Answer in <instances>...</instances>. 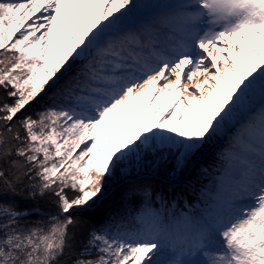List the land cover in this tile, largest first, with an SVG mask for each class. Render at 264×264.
Returning <instances> with one entry per match:
<instances>
[{
  "label": "snow or ice",
  "instance_id": "1",
  "mask_svg": "<svg viewBox=\"0 0 264 264\" xmlns=\"http://www.w3.org/2000/svg\"><path fill=\"white\" fill-rule=\"evenodd\" d=\"M0 94V264H264V0H0ZM222 135L202 207L82 219Z\"/></svg>",
  "mask_w": 264,
  "mask_h": 264
},
{
  "label": "rangeland",
  "instance_id": "2",
  "mask_svg": "<svg viewBox=\"0 0 264 264\" xmlns=\"http://www.w3.org/2000/svg\"><path fill=\"white\" fill-rule=\"evenodd\" d=\"M49 95L51 96V93ZM35 107H39V105ZM29 111L31 112L32 109H30ZM141 114V111H137V120L140 118ZM229 139L230 136L222 135L216 141L211 142L203 150V152L197 155L192 163L187 166L182 175L175 172L174 161H172L171 159H169L167 163L158 167V165H160V161L159 158L155 156V153L147 154L146 158L143 161H137L133 163L125 162L121 166V168L114 173V178L110 180L106 185L107 191L105 192L103 199L98 204H101L105 200L111 202V200L122 193H129V195L123 194L125 195V198L127 197V199H129L134 194H130V188H132L133 186L137 188L135 192H143L140 190V186H145V190L150 193L151 183H153V179L157 178L159 180H162L163 182L165 181L172 187H184L187 184H191L189 182L192 180H194L195 183H198L199 181L203 182L204 189L199 192V201H201V204L196 202L191 205L190 203H187V200H184L183 203L185 206L191 205L202 207L203 205L201 194L203 192H206L208 188L213 184L214 178L221 174L223 165L221 153L226 149L229 143ZM100 143L101 146L107 147L104 144L103 140H101ZM165 156H167V153H165ZM203 171L205 174H201L203 173ZM161 172L166 174L162 175L163 177H166V179L162 178L160 174ZM170 203L180 204L179 201L174 200H172ZM141 210L142 209H139L138 213Z\"/></svg>",
  "mask_w": 264,
  "mask_h": 264
},
{
  "label": "trees",
  "instance_id": "3",
  "mask_svg": "<svg viewBox=\"0 0 264 264\" xmlns=\"http://www.w3.org/2000/svg\"><path fill=\"white\" fill-rule=\"evenodd\" d=\"M160 174L161 176L166 175L163 172ZM201 174H205L204 171ZM162 178L166 179V177L163 176ZM153 180L154 181L151 183V191L149 196L146 197L144 192L138 191L133 194L131 191L130 194H133V196L127 199V197L125 198V195H129V193L119 194L113 200H111V202L105 200L101 204L95 206V208L83 216L82 219L87 223L88 226H93L99 225L111 219L112 217L110 216V213L117 211L122 215L130 217L138 213L139 209H143L146 203H148L150 200L155 201V203L152 204L153 208H159L160 203L158 197L161 195L164 196L165 201L169 204H171L170 202L172 200L179 201L180 204H183V199L187 200V203H190L191 205L196 202L201 204V201H199V192L204 189L203 182L199 181L198 183H195L194 180H192L189 182L191 184H187L184 187H172L165 181L163 182L157 178ZM17 200L21 206H29L33 208L39 206L41 211H54V209H52L51 206L44 201H28L25 197H18Z\"/></svg>",
  "mask_w": 264,
  "mask_h": 264
},
{
  "label": "bare ground",
  "instance_id": "4",
  "mask_svg": "<svg viewBox=\"0 0 264 264\" xmlns=\"http://www.w3.org/2000/svg\"><path fill=\"white\" fill-rule=\"evenodd\" d=\"M142 110H143L142 105H139L137 111H141L142 112Z\"/></svg>",
  "mask_w": 264,
  "mask_h": 264
}]
</instances>
